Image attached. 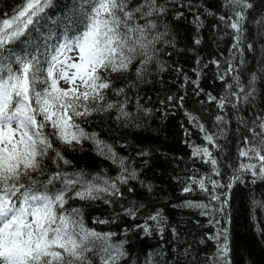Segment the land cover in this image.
Returning a JSON list of instances; mask_svg holds the SVG:
<instances>
[{"label": "trees", "instance_id": "1", "mask_svg": "<svg viewBox=\"0 0 264 264\" xmlns=\"http://www.w3.org/2000/svg\"><path fill=\"white\" fill-rule=\"evenodd\" d=\"M250 2L241 55L231 47L235 33L220 20V16L230 15L223 6L224 0H158L166 11L151 19L157 25L155 31H166V35L156 45L159 51L147 71L138 77L139 65L135 64L129 71L108 73L111 86L105 90L101 107L104 103L117 107L77 118L86 132L97 134L99 140L111 145L116 156L124 159L128 172L136 173V179L118 184L120 196L101 193L100 199L81 200L70 192L65 205L81 211L86 228L113 234L110 243L123 252L117 264H221L216 255L217 241L210 237L225 228L230 264H264V179L236 171L241 159L236 151L237 135L244 133L243 127L239 134L236 132V117L251 121L258 113H264V0ZM22 3L23 0H0V19L11 15ZM80 4L81 0H52L46 18L41 20L40 32L45 36L51 33V43L55 44L61 36L62 21L75 13ZM228 60L237 65L245 85L253 73L258 79L252 104L241 106L239 111H226L230 121L227 137L218 140L222 151L214 152L219 166L217 176L209 164L192 154L193 145L204 146L206 142L189 114L210 131L215 130V116L225 113L208 100V94L225 95L231 76L225 81L218 77ZM213 61H219V66ZM117 89L124 91L117 94ZM121 105L131 114L129 117L117 118ZM52 143L70 163L57 164L50 152L43 161L42 173H33L38 181H46L57 171L83 170L110 179L121 172L117 164L98 154L91 140L70 146L53 136ZM209 175L222 185L215 189L220 200L211 201V216L203 215V209L188 206L189 202L208 204L209 193L195 184L192 191H183L189 177ZM236 175L240 178L234 179ZM60 186L56 182L55 187ZM222 204L223 211H219ZM157 213L159 222L149 219ZM101 255L95 248L87 257L91 264H101Z\"/></svg>", "mask_w": 264, "mask_h": 264}, {"label": "snow or ice", "instance_id": "2", "mask_svg": "<svg viewBox=\"0 0 264 264\" xmlns=\"http://www.w3.org/2000/svg\"><path fill=\"white\" fill-rule=\"evenodd\" d=\"M51 4L52 0H23L11 15L0 19V264H91L87 254L95 248L102 253L101 264H117L123 252L110 243L113 234L86 228L81 211L65 205L70 192L81 200L100 199L101 193L120 196L118 184L136 179V173L128 172L124 159L116 156L111 145L99 140L97 134L86 132L76 120L94 111L117 107L114 103L101 107L105 90L111 86L106 78L108 73L129 71L135 64L139 65L138 77L147 71L159 51L156 45L166 35V31H155L157 25L151 17L166 9L158 0H81L79 9L62 21L61 36L53 44L51 33L45 36L40 32L41 20L46 18ZM223 6L230 15L220 16V20L235 33L231 47L242 55L244 24L252 4L250 0H224ZM196 22L199 24L198 18ZM18 45H22L19 51ZM247 47L251 49L252 45ZM213 63L219 66L220 62ZM225 63L227 67L218 77L225 81L231 76L225 95L208 94V100L225 113L215 116V130L210 131L189 114L206 142L204 146L193 145L192 154L209 164L217 176L219 166L214 152L222 151L218 140L227 137L230 121L226 111H239L241 106L251 105L258 79L253 73L245 85L237 65L232 60ZM61 81L69 87H60ZM116 91L121 94L124 90ZM119 113L118 119L131 115L123 105ZM236 120V132L239 134L241 127L244 130L237 135L236 151L241 159L236 171L264 179V113H258L251 121L243 116ZM53 136L70 146L91 140L98 154L117 164L121 172L110 179L83 170L57 171L46 181H38L33 173H42L43 161L50 152L57 164L70 163L54 147ZM56 182L60 183L59 188L55 187ZM193 184L209 193L210 202H189L188 206L203 209V215L211 216V201L220 200L215 189L222 185L210 175L192 176L183 191H192ZM219 211H223V204ZM160 218V213L149 217L157 222ZM210 238L217 241L216 255L221 264H230L227 229H218Z\"/></svg>", "mask_w": 264, "mask_h": 264}, {"label": "rangeland", "instance_id": "3", "mask_svg": "<svg viewBox=\"0 0 264 264\" xmlns=\"http://www.w3.org/2000/svg\"><path fill=\"white\" fill-rule=\"evenodd\" d=\"M70 55H75V53H70ZM60 87H63V88H67V87H69V85H67V84H65L63 81H61V83H60ZM83 89H81V91H82Z\"/></svg>", "mask_w": 264, "mask_h": 264}]
</instances>
